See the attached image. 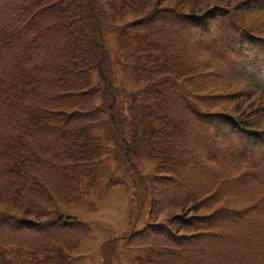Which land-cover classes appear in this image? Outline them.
<instances>
[{
  "label": "trees",
  "instance_id": "trees-1",
  "mask_svg": "<svg viewBox=\"0 0 264 264\" xmlns=\"http://www.w3.org/2000/svg\"><path fill=\"white\" fill-rule=\"evenodd\" d=\"M245 2L264 11V0H0V264H71L91 229L65 209L95 212L84 193L99 181L128 189L116 175L128 164L151 181L134 163L145 146L171 183L149 192L141 230L101 245V264L119 261L120 240L144 249L139 264H264L252 186L264 189V126L185 90L204 52L264 98V37L244 24ZM116 59L145 86L117 83ZM238 192L249 206L224 203Z\"/></svg>",
  "mask_w": 264,
  "mask_h": 264
},
{
  "label": "rangeland",
  "instance_id": "rangeland-1",
  "mask_svg": "<svg viewBox=\"0 0 264 264\" xmlns=\"http://www.w3.org/2000/svg\"><path fill=\"white\" fill-rule=\"evenodd\" d=\"M252 1L254 2L256 0ZM239 7L241 10L240 15L245 20L244 24H247L251 29L257 31V35L264 37V11L260 8L252 10L250 9L249 3L246 2L243 6ZM230 40H233V38L223 39L226 44ZM116 43L117 38L112 36L109 45L112 57L114 56ZM134 47L136 46L134 45ZM231 52H233V49L228 52V55ZM197 59V62L195 59L192 63L196 66H199V64L201 66H199L200 69L198 71L191 72L186 78L187 89L185 90L187 93L191 91L192 94H190L195 96L193 95L196 94L195 92H205V95L216 96L210 99L215 103L223 102L225 104L219 110L231 111L236 115L243 111L245 118L264 126V98L259 93L252 92L242 81L230 77L227 67L221 65L218 61L212 60L204 52ZM115 63L117 65L113 66V73L119 84L123 85L129 91L138 90L145 86V83L137 82L133 78L131 69L126 67L122 61L118 63L116 59ZM94 83H96L95 78ZM227 94H234L238 101L228 102ZM138 104L141 106V101H138ZM215 109L217 108H211L208 111H214ZM195 142V139L190 142L193 146L190 150L191 155L199 160L201 166L210 165V160L205 151V143L198 142L194 145ZM148 150L149 148L145 146L138 154V157H135L134 163H136L141 173L151 176V181L147 180L145 186L149 192H153L162 183H171V181L170 179L161 180L156 176L157 162L152 159L151 153ZM215 150L218 155L227 152L226 142L220 139ZM163 167H167L165 161ZM116 175L126 180L130 188L129 194L123 187H118L109 194L104 193V181H99L89 191L84 193L85 198L95 206V209L97 208L96 212H91L85 206L71 205L65 209L68 215L86 223L92 230L88 239L83 241L76 251L68 255L71 264H101L100 247L104 241L115 236L121 237L139 231L146 224L151 195L149 194L146 197V193H144L143 196V190H139L134 166L128 164L127 167L117 170ZM252 186L264 192V189L259 185L254 184ZM250 197L252 202L258 199L260 200L255 195H250ZM223 201L227 206H233L237 209L247 207L251 204L239 192L237 195L225 196ZM119 251L120 259L115 264H139V259L145 254L143 248H131L124 240H120Z\"/></svg>",
  "mask_w": 264,
  "mask_h": 264
}]
</instances>
